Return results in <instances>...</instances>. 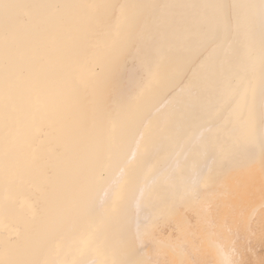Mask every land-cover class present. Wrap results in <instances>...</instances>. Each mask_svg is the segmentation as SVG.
<instances>
[{
    "label": "rangeland",
    "instance_id": "1",
    "mask_svg": "<svg viewBox=\"0 0 264 264\" xmlns=\"http://www.w3.org/2000/svg\"><path fill=\"white\" fill-rule=\"evenodd\" d=\"M42 1L28 0L29 3ZM80 1L79 4L76 0L78 5H88V1ZM109 1L111 5L175 7L127 10L130 16L137 18L131 37L132 55L127 50L119 55L109 53L111 43L120 38L116 33L107 38L113 28L120 26L119 32L128 28V21L119 9L93 14L88 8H81L74 13L75 23L82 24L88 36L74 34L70 40H82L72 45L70 53L89 59L90 44L99 35L104 36L101 50L108 57L104 59L108 60L105 63L108 69L95 66V72L104 79L97 103L102 113L114 115V120H120L122 124L120 128L113 126L109 133L117 156L108 171L105 165L96 168L98 184L92 188V199L82 197L78 219L60 222L68 226V233L55 220H46L51 224V232L38 241L46 246V253L40 255L39 260L60 258L61 252L54 253L52 244L46 245L55 239L58 250L60 246L72 247L65 257L62 254L60 264H86L83 258L89 242L86 235L81 236L95 224L99 215V222H105L107 215L104 212L108 206L105 203L109 202L115 211L114 221L108 219L112 223H104L99 228L103 233L108 225L114 230L113 241L102 249L101 258L106 263L219 264L220 254L213 256V243H218L216 249L228 250L239 264H264V109L260 94L264 21L261 0ZM71 2L54 0V3ZM216 3L252 6L231 9L233 16L252 19L250 39L243 30L237 33L235 27L227 43L208 39L200 25L206 12L211 10L201 6ZM16 16L21 24L26 19V11ZM163 31L174 36L173 42L160 43L157 33ZM249 43L254 49L252 64L246 59ZM228 44L239 53L241 77L254 88V96H249L245 105L231 103L219 78L209 71L232 59ZM74 71L66 72V78ZM137 100H141V108H137ZM93 107L94 103L89 101L87 113L91 114L88 113V120L94 118ZM122 107L124 109L119 112ZM249 108L252 137L236 139L233 129L239 126L238 114L241 111L247 114ZM73 110L71 108L74 120H80ZM148 127L150 140L142 145L140 141ZM124 128L130 131L127 140H123ZM257 130L259 132L255 134ZM83 146L81 143L76 160H82ZM151 148H155L153 154L146 151ZM134 161H137L136 166L129 165ZM253 163L256 166H252ZM124 172L128 176L123 194L126 203L121 200ZM248 178H252L255 185ZM29 184L27 181L25 186ZM19 194L28 195L27 198L38 207L36 189L27 187L24 194ZM20 201L18 197L15 206ZM56 209L63 220L62 202ZM87 220L92 221L86 223ZM24 225L19 218L7 220L0 226L1 251L6 240L8 245L13 244L17 236L23 240ZM76 225L82 227L75 228ZM67 234L75 237L64 240ZM106 236L101 239L106 240ZM27 253L24 258L38 261L32 245Z\"/></svg>",
    "mask_w": 264,
    "mask_h": 264
},
{
    "label": "snow or ice",
    "instance_id": "2",
    "mask_svg": "<svg viewBox=\"0 0 264 264\" xmlns=\"http://www.w3.org/2000/svg\"><path fill=\"white\" fill-rule=\"evenodd\" d=\"M174 5H77L65 3H31L14 4L7 0H0V174L5 183L27 173L38 160L21 163V141L35 144L47 136V130L39 127L40 121L48 120L50 124L63 125L62 131L76 143V132L67 124L70 114L68 100L62 93L53 92L46 87V76L42 70L38 71L49 50V47H58L72 35L76 17L73 10L81 8H113L119 9L121 15L128 21V37L125 40L114 41L110 45V52L123 54L126 50L132 55L131 37L137 25V18L128 14L130 8L163 9ZM206 12L200 25L202 31L211 42L223 40L227 43L228 37L235 27L237 33L243 30L251 38L252 19L248 16H233L231 9L252 7L250 5H228L222 3L202 5ZM262 21H264V0H261ZM26 10V19L29 28L22 32L18 27L16 10ZM160 43H171L174 36L168 31L158 32ZM232 59L218 68L210 69L216 75L224 94L231 99V103L245 105L249 96H254V88L240 75L241 59L232 44ZM136 55H139L137 52ZM246 59L249 64L254 61V49L249 43ZM260 94L261 107L264 109V46L260 58ZM107 118L101 113L97 117L102 121ZM239 126L233 129L236 139H251L253 125L251 108L248 113L238 114ZM35 129L34 132L29 131ZM264 144V139H262ZM111 140L105 143L97 140L93 168H103L111 159L114 149ZM223 151V149H222ZM5 258L0 264H60L59 261L49 260L40 262L24 258L22 254L12 251L7 240L4 247ZM219 264H239L232 258V253L222 249ZM114 264H131L129 261H116Z\"/></svg>",
    "mask_w": 264,
    "mask_h": 264
},
{
    "label": "bare ground",
    "instance_id": "3",
    "mask_svg": "<svg viewBox=\"0 0 264 264\" xmlns=\"http://www.w3.org/2000/svg\"><path fill=\"white\" fill-rule=\"evenodd\" d=\"M86 1H88V5H111L109 0H106V2H104V0ZM7 2L14 4H31L28 2V0H7ZM42 3H54V0H43ZM71 3L78 5V3H81V1L78 0L77 3L76 0H72ZM106 9L110 11L111 8H88L90 13L93 14L99 13L100 11L105 14L108 12ZM77 10L78 9L74 10L73 14ZM24 11L26 10H16L15 15ZM18 27L22 32H26L29 27L27 19H25L23 23L21 22V24L18 23ZM103 27L104 25H101V28ZM119 27L120 26H115L113 28L114 30L111 32V35H108L109 37L107 38H110L116 33V35L118 34L120 37L119 41L125 40L128 36L125 34L127 33V30H124V32H119ZM83 30L84 28L82 24L75 23L73 26L72 35L69 38L64 40L58 47H49L42 65L38 69V71L42 70L46 76V87L53 92L62 93L68 100L70 114L67 124L75 127L76 143L78 147L76 149L73 148V142L70 141L62 131L63 125L50 124L49 121L45 119L40 121L38 126L47 130L48 134L46 137L35 144H28L23 140L21 141V163L31 164L34 160H38V163L32 166L30 171L11 180L8 183H5L2 174H0V219L2 220L0 222V226L5 224L7 220L13 221L14 219L18 220L19 218L25 223L23 228V240L17 236L16 241L14 240L15 243L13 242V244H9V248L12 251L26 256L28 254V248L32 245V248L38 254L37 260L40 262H44V260H39V256L46 253L44 251L46 246L42 242L40 243L38 241L40 238H42L41 236H45L51 232L49 228L51 224L49 225L48 221L46 222V220L53 219L58 224H61L60 222L62 221L64 224L66 219L74 220L79 218L78 211L81 203L83 202L82 197H89L92 199V188L98 184V180L96 179L97 169H91L92 167L90 166L95 158L97 140H103L105 143H107L110 141L109 133L111 132L112 127L116 126L120 128L122 124L120 120H114V115H107V118L102 121L97 119L99 114L102 113L100 106L97 103V98H99V91L104 79H102L100 74L95 72V66L108 69L105 64L108 60H104L108 57H105L101 50L103 47L102 45H104V41H102L104 38L103 35H99L95 40H93L94 43L90 44L91 48L89 49V59H85L74 53H70L72 45L77 43L79 40H82V38L70 40L74 34L81 33L84 35L87 34L88 36V33L85 32L86 29L84 32ZM71 70L75 71L69 73L68 77L66 78L65 73ZM85 79H87V81L83 83ZM89 101L94 103L93 113L95 120L94 118L93 120H88L89 112L87 113V111ZM141 105V100H137V108H141ZM71 108H74L73 112L79 114L80 120H74V114L72 113ZM122 109L124 108L122 107L118 111L120 112ZM116 116L119 119L118 114H116ZM203 121L205 122V120ZM204 125H206V122ZM150 126L151 125H149V127ZM149 127L143 133V138L140 141L142 145L150 140L148 134ZM29 131L34 132L35 129H30ZM123 131V140H127L130 135L129 128H124ZM258 132L259 130L255 131V134ZM81 143L84 145V152L82 153V160L79 161L76 160V158L79 154L78 149ZM154 150L155 148H151L147 149L146 151H149L153 154ZM116 156L117 150L114 148L111 153V159L105 164L106 171L111 168V163L116 159ZM136 162L137 161L131 162L129 165L134 167V165L136 166ZM252 166H256V163H253ZM129 175L132 176L131 172ZM127 179V173L124 172L122 179V195L125 194L126 191V185L124 184ZM27 181L30 183L29 186H25ZM248 181L252 185H255V182L252 178H248ZM27 187H32L37 190L39 196L38 207L35 206V203H32V201L27 198L28 195L19 194V192H23L24 194V191ZM12 188L14 190H11ZM124 196L125 195L122 196L121 200L122 202L126 203L124 200L126 196ZM18 197L21 201L19 205L15 206L14 203L17 202ZM61 202L62 207L65 209L64 215L62 216L64 217L63 220L57 213L56 209L57 205ZM105 205L108 206H106L107 211L104 212L107 215L104 223L109 224L112 223L110 221H114L113 219L115 211L110 208L109 202H106ZM67 215H69V217H67ZM100 216L101 215H99L94 221L95 224H92L87 230H85V234L81 236V238H83L86 235L89 242L86 246L85 256L83 258L86 264L92 260H97L95 264H114L112 261L110 263H106V261L101 258L103 254L102 249L105 247V244H110L113 241L112 234L114 233V230L111 229L112 227L109 225L106 227V230H103L105 233L99 230L101 226L105 225L104 223L99 222ZM91 221L92 220H87L86 223H90ZM27 222L30 224H27ZM68 223L69 222L66 224ZM63 224L61 225L63 226ZM63 227L64 230H68L67 225ZM74 227L79 228L82 226L76 225ZM69 230L71 231V228ZM65 233H68V231ZM104 235H107L105 237L106 240L101 239V237ZM71 236L74 235L67 234L64 240H67L68 237L71 238ZM76 242L77 240L75 242H71V244H75ZM100 242L102 243L99 244ZM50 244H52V252H61L60 258H56V261H61L62 254L65 257L66 254L72 250L71 246H66L64 248L60 246L58 250V247H55V239L51 240L46 245ZM213 247L215 248L213 251V256L220 254L222 249H216L218 248V243H213ZM3 258H5L4 250L1 251L0 249V259Z\"/></svg>",
    "mask_w": 264,
    "mask_h": 264
}]
</instances>
